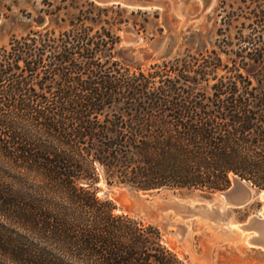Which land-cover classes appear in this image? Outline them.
Returning a JSON list of instances; mask_svg holds the SVG:
<instances>
[{
  "label": "trees",
  "instance_id": "16d2710c",
  "mask_svg": "<svg viewBox=\"0 0 264 264\" xmlns=\"http://www.w3.org/2000/svg\"><path fill=\"white\" fill-rule=\"evenodd\" d=\"M250 1L240 60L212 94L216 59L146 72L82 19L0 46V264H187L98 195L102 176L213 192L236 175L264 189V0Z\"/></svg>",
  "mask_w": 264,
  "mask_h": 264
},
{
  "label": "rangeland",
  "instance_id": "374dc122",
  "mask_svg": "<svg viewBox=\"0 0 264 264\" xmlns=\"http://www.w3.org/2000/svg\"><path fill=\"white\" fill-rule=\"evenodd\" d=\"M250 2L0 0V46L34 31L49 29L59 34L73 29L82 19L93 28L92 33L110 29L119 39L116 45L119 59L146 72L162 69L163 63L176 58L193 61L196 57L200 62L208 56L216 59L219 69L208 76L209 82L202 83L203 90L212 94L211 85L216 81L213 78L228 75L234 61L240 60L242 38L250 31L246 19ZM128 27L131 33L127 36ZM134 36L140 41H135ZM127 37L131 43L125 42ZM97 187L101 198L114 202L116 213L129 214L157 226L164 244L187 264H264V249L246 241L253 232L240 227L251 216H262L263 199L232 208L221 226L211 217L210 209L197 205L199 201H191L211 200L220 190L169 187L146 190L108 183L104 176Z\"/></svg>",
  "mask_w": 264,
  "mask_h": 264
},
{
  "label": "water",
  "instance_id": "95a60500",
  "mask_svg": "<svg viewBox=\"0 0 264 264\" xmlns=\"http://www.w3.org/2000/svg\"><path fill=\"white\" fill-rule=\"evenodd\" d=\"M126 35H130V28H126ZM135 41H140L134 36ZM126 43H131L127 37ZM256 198L264 200V189L256 188L250 182L236 175L232 176V184L224 190L215 193L211 200H199V206L210 209L211 217L222 226L225 217L230 214L232 208L243 207L250 204ZM243 231H252L246 241L254 246L264 249V212L262 216L253 215L246 223L240 224Z\"/></svg>",
  "mask_w": 264,
  "mask_h": 264
},
{
  "label": "bare ground",
  "instance_id": "6f19581e",
  "mask_svg": "<svg viewBox=\"0 0 264 264\" xmlns=\"http://www.w3.org/2000/svg\"><path fill=\"white\" fill-rule=\"evenodd\" d=\"M191 201H199V199H196V200H191ZM239 228V227H238Z\"/></svg>",
  "mask_w": 264,
  "mask_h": 264
}]
</instances>
